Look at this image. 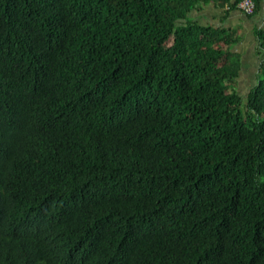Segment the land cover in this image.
<instances>
[{"label": "trees", "instance_id": "obj_1", "mask_svg": "<svg viewBox=\"0 0 264 264\" xmlns=\"http://www.w3.org/2000/svg\"><path fill=\"white\" fill-rule=\"evenodd\" d=\"M240 1L0 0V264H264V30L244 93L190 17Z\"/></svg>", "mask_w": 264, "mask_h": 264}, {"label": "crops", "instance_id": "obj_2", "mask_svg": "<svg viewBox=\"0 0 264 264\" xmlns=\"http://www.w3.org/2000/svg\"><path fill=\"white\" fill-rule=\"evenodd\" d=\"M190 17L202 24L211 23L239 29L241 38L234 50L241 55V68L237 78L240 85L239 90L245 93L257 79L259 51L255 31L256 29L264 30V0L250 15H246L238 8L229 9L206 4L199 9H194ZM241 83H246V85L241 86Z\"/></svg>", "mask_w": 264, "mask_h": 264}, {"label": "clouds", "instance_id": "obj_3", "mask_svg": "<svg viewBox=\"0 0 264 264\" xmlns=\"http://www.w3.org/2000/svg\"><path fill=\"white\" fill-rule=\"evenodd\" d=\"M27 159H18V164L21 166V162ZM17 187V185L14 186V188ZM26 196L30 201L22 205L28 207L31 210V214L27 216L28 225L26 226L25 233H41L45 227L41 214L50 208H58L62 205V201L59 199V192L53 188L40 187L37 184H33L26 192Z\"/></svg>", "mask_w": 264, "mask_h": 264}, {"label": "built area", "instance_id": "obj_4", "mask_svg": "<svg viewBox=\"0 0 264 264\" xmlns=\"http://www.w3.org/2000/svg\"><path fill=\"white\" fill-rule=\"evenodd\" d=\"M239 6L246 11V13H253L254 2L253 0H241L239 2Z\"/></svg>", "mask_w": 264, "mask_h": 264}, {"label": "rangeland", "instance_id": "obj_5", "mask_svg": "<svg viewBox=\"0 0 264 264\" xmlns=\"http://www.w3.org/2000/svg\"><path fill=\"white\" fill-rule=\"evenodd\" d=\"M246 85V83H241V86Z\"/></svg>", "mask_w": 264, "mask_h": 264}]
</instances>
